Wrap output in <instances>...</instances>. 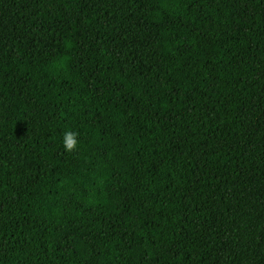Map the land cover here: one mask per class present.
Listing matches in <instances>:
<instances>
[{"label":"trees","instance_id":"obj_1","mask_svg":"<svg viewBox=\"0 0 264 264\" xmlns=\"http://www.w3.org/2000/svg\"><path fill=\"white\" fill-rule=\"evenodd\" d=\"M0 264H264V0H0Z\"/></svg>","mask_w":264,"mask_h":264},{"label":"clouds","instance_id":"obj_2","mask_svg":"<svg viewBox=\"0 0 264 264\" xmlns=\"http://www.w3.org/2000/svg\"><path fill=\"white\" fill-rule=\"evenodd\" d=\"M78 135V133L71 131L64 134L63 145L67 153L71 154L77 151Z\"/></svg>","mask_w":264,"mask_h":264}]
</instances>
